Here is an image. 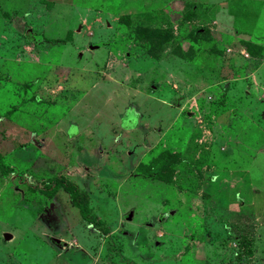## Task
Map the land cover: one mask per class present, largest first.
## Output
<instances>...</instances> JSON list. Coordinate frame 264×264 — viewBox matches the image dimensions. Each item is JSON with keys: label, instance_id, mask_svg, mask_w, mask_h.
<instances>
[{"label": "rangeland", "instance_id": "rangeland-1", "mask_svg": "<svg viewBox=\"0 0 264 264\" xmlns=\"http://www.w3.org/2000/svg\"><path fill=\"white\" fill-rule=\"evenodd\" d=\"M0 264H264V0H0Z\"/></svg>", "mask_w": 264, "mask_h": 264}, {"label": "trees", "instance_id": "trees-1", "mask_svg": "<svg viewBox=\"0 0 264 264\" xmlns=\"http://www.w3.org/2000/svg\"><path fill=\"white\" fill-rule=\"evenodd\" d=\"M150 172H152V175H154V177L156 178H163L162 175H160L161 173H163V171L157 165H155L154 169ZM51 188L52 191L62 189L67 192L70 198V202L78 208L80 216L88 223H91L94 227L96 226V224L101 223L97 215L91 212L86 195L79 189L76 183L61 176L53 180V185ZM102 231L103 233L108 232L106 231V229H103Z\"/></svg>", "mask_w": 264, "mask_h": 264}, {"label": "water", "instance_id": "water-1", "mask_svg": "<svg viewBox=\"0 0 264 264\" xmlns=\"http://www.w3.org/2000/svg\"><path fill=\"white\" fill-rule=\"evenodd\" d=\"M3 237H4V239L8 240V239H10L12 237V234L9 233V232H4L3 233Z\"/></svg>", "mask_w": 264, "mask_h": 264}]
</instances>
